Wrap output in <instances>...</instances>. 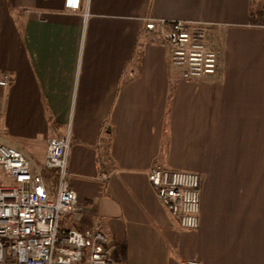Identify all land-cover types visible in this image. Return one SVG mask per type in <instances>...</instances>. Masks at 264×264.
Listing matches in <instances>:
<instances>
[{
  "label": "crops",
  "instance_id": "obj_1",
  "mask_svg": "<svg viewBox=\"0 0 264 264\" xmlns=\"http://www.w3.org/2000/svg\"><path fill=\"white\" fill-rule=\"evenodd\" d=\"M147 20L205 26L216 74L183 80ZM0 71L1 143L36 172L71 136L63 226H99L122 264H264V0H0ZM156 166L202 177L197 229L158 199Z\"/></svg>",
  "mask_w": 264,
  "mask_h": 264
},
{
  "label": "built area",
  "instance_id": "obj_2",
  "mask_svg": "<svg viewBox=\"0 0 264 264\" xmlns=\"http://www.w3.org/2000/svg\"><path fill=\"white\" fill-rule=\"evenodd\" d=\"M167 25L164 36L180 77L201 81L215 75L218 53L209 44L207 28L182 20H147L145 28L162 31ZM11 79L0 71V88H8ZM70 144L69 134L48 138L46 158L35 172L23 153L0 142V264H122L99 226L78 230L62 224L63 217L76 214L79 206L68 180ZM46 172L53 174V190ZM148 180L182 229L199 227L200 174L156 166L148 172Z\"/></svg>",
  "mask_w": 264,
  "mask_h": 264
},
{
  "label": "rangeland",
  "instance_id": "obj_3",
  "mask_svg": "<svg viewBox=\"0 0 264 264\" xmlns=\"http://www.w3.org/2000/svg\"><path fill=\"white\" fill-rule=\"evenodd\" d=\"M0 134L2 135V134H8L7 133V131H5V130H3V127H1V125H0ZM7 145V144H6ZM46 173H44V177L46 178V180L50 183V186H51V190H53V186H54V180L53 181H51V180H48L47 179V177H46V175H45ZM50 176L52 175V173H48ZM48 175V176H49ZM49 178V177H48ZM71 216L72 215H66V216H64L63 217V219H62V222H64V220H66V221H71L72 222V220H71ZM79 230H80V228L79 227H77Z\"/></svg>",
  "mask_w": 264,
  "mask_h": 264
},
{
  "label": "trees",
  "instance_id": "obj_4",
  "mask_svg": "<svg viewBox=\"0 0 264 264\" xmlns=\"http://www.w3.org/2000/svg\"><path fill=\"white\" fill-rule=\"evenodd\" d=\"M254 17L256 18L257 16L254 15ZM45 175H46V177H47L48 180H51V181L54 180L53 174L50 176V175L48 174V172H47ZM48 175H49V176H48ZM48 177H49V178H48ZM53 184H54V183H53Z\"/></svg>",
  "mask_w": 264,
  "mask_h": 264
}]
</instances>
